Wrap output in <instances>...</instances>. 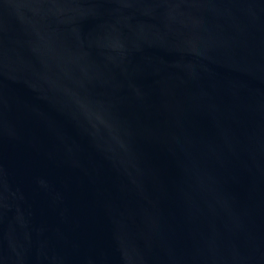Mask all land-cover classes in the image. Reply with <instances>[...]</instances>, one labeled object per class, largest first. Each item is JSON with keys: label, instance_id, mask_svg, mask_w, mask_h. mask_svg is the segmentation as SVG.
<instances>
[{"label": "water", "instance_id": "obj_1", "mask_svg": "<svg viewBox=\"0 0 264 264\" xmlns=\"http://www.w3.org/2000/svg\"><path fill=\"white\" fill-rule=\"evenodd\" d=\"M0 264H264V0H0Z\"/></svg>", "mask_w": 264, "mask_h": 264}]
</instances>
